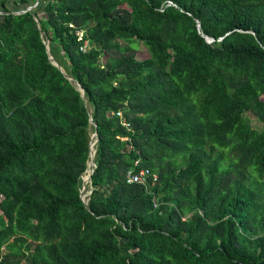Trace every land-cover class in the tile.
<instances>
[{
	"label": "trees",
	"instance_id": "trees-1",
	"mask_svg": "<svg viewBox=\"0 0 264 264\" xmlns=\"http://www.w3.org/2000/svg\"><path fill=\"white\" fill-rule=\"evenodd\" d=\"M0 264H264V0H0Z\"/></svg>",
	"mask_w": 264,
	"mask_h": 264
},
{
	"label": "water",
	"instance_id": "water-1",
	"mask_svg": "<svg viewBox=\"0 0 264 264\" xmlns=\"http://www.w3.org/2000/svg\"><path fill=\"white\" fill-rule=\"evenodd\" d=\"M33 6V5H32ZM32 6H28L26 7L24 10H28L30 9ZM23 11V10H21ZM21 11H18V12H21ZM199 26V24L197 23V27ZM204 39L209 42L211 41L212 39L203 35ZM44 47L46 49V52H47V43H44ZM50 61L53 65H55L57 68H59V66L55 63V61L50 57ZM67 77L68 79H71L69 76H65ZM72 85L79 90L80 92V97L81 99L83 100V102L85 103L84 101V96H83V90L82 88L79 86V84L75 81V80H72ZM88 123L91 124L93 127H95L94 123L91 121V118L90 116H88ZM95 140H96V133L93 131L92 134L89 136V143H88V160L86 162V166H85V169H84V173L86 172V181L88 180L89 182V177H90V173L92 171V167L94 166V163H93V154H94V147H93V144L95 143ZM81 179L83 181V178L81 176ZM85 181V182H86ZM82 190H80L81 192ZM89 193V191H88ZM80 199L81 201L85 204V201L82 199L81 197V193H80Z\"/></svg>",
	"mask_w": 264,
	"mask_h": 264
},
{
	"label": "built area",
	"instance_id": "built-area-1",
	"mask_svg": "<svg viewBox=\"0 0 264 264\" xmlns=\"http://www.w3.org/2000/svg\"><path fill=\"white\" fill-rule=\"evenodd\" d=\"M133 164L135 165L136 161H134ZM149 176L151 177L152 180L155 178V176H153L147 168L140 167L136 171H133L131 169L126 170L124 178H125L126 183L144 184L147 181V179L149 178ZM87 194L85 196H83V200H85L87 198Z\"/></svg>",
	"mask_w": 264,
	"mask_h": 264
},
{
	"label": "rangeland",
	"instance_id": "rangeland-1",
	"mask_svg": "<svg viewBox=\"0 0 264 264\" xmlns=\"http://www.w3.org/2000/svg\"><path fill=\"white\" fill-rule=\"evenodd\" d=\"M44 43H46V41H44ZM85 48V47H84ZM134 54H135V58H137V59H141V58H144V57H146V53H145V50L143 49V47H141L140 46V48H138V49H136L134 52H133ZM249 123H250V125L251 126H253V127H255V128H257V129H260L261 128V124H260V122H258L253 116H249ZM125 124V123H124ZM92 134V133H91ZM90 134V135H91ZM86 165V164H85ZM81 176H82V178H83V181H82V186H81V189L80 190H82L80 193H81V197H82V199H83V196H85L87 193H88V191H89V189H85L86 188V185L88 186V180L86 181V172L84 173H82L81 174ZM86 181V182H85Z\"/></svg>",
	"mask_w": 264,
	"mask_h": 264
}]
</instances>
